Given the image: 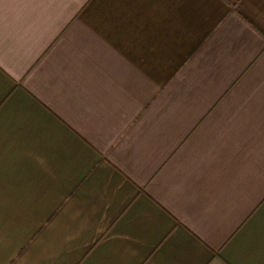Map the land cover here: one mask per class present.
Returning a JSON list of instances; mask_svg holds the SVG:
<instances>
[{
  "label": "crops",
  "instance_id": "0c3cea01",
  "mask_svg": "<svg viewBox=\"0 0 264 264\" xmlns=\"http://www.w3.org/2000/svg\"><path fill=\"white\" fill-rule=\"evenodd\" d=\"M0 264H264V0H0Z\"/></svg>",
  "mask_w": 264,
  "mask_h": 264
}]
</instances>
